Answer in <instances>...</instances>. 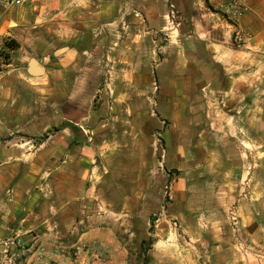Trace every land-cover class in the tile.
Masks as SVG:
<instances>
[{
    "label": "crops",
    "instance_id": "crops-1",
    "mask_svg": "<svg viewBox=\"0 0 264 264\" xmlns=\"http://www.w3.org/2000/svg\"><path fill=\"white\" fill-rule=\"evenodd\" d=\"M14 1L0 0V51L9 41L19 46L0 73V241L19 236L30 246L36 236L52 253L62 249L66 255L87 245L108 254L103 264H136L137 249L131 246L138 244V234L132 210L99 212L100 191L107 182L115 189L130 167L121 159L122 151L114 148L121 130L115 129L118 119L95 117L91 100L99 94L101 73L111 63L119 67L113 73H129L131 80L136 73H155L153 62L142 60L138 71L136 50L144 40L138 32L165 29V5L161 0L157 6L154 0ZM197 1H203L204 11L228 14L233 31H245L250 45L263 52L254 72L245 55L246 63L235 66L237 55L230 50L224 57L232 59L224 68L202 65L195 58L173 73H209L213 81L204 90L218 95L224 108L216 104L224 113L213 127L228 149L236 141L243 146L244 160L236 171L245 175L241 190L248 189L241 201L242 240L216 247L211 264H264V0ZM233 5L238 11L230 9ZM139 12L143 22L137 19ZM215 46L225 53V47ZM32 61L40 75L33 74ZM221 74L227 78L224 85L218 80ZM234 129L240 135H234ZM125 133L136 134V129ZM220 151L218 156L228 157ZM136 202L126 198L123 205ZM123 217L130 219L123 223ZM56 263L84 264L68 257H58Z\"/></svg>",
    "mask_w": 264,
    "mask_h": 264
},
{
    "label": "rangeland",
    "instance_id": "rangeland-1",
    "mask_svg": "<svg viewBox=\"0 0 264 264\" xmlns=\"http://www.w3.org/2000/svg\"><path fill=\"white\" fill-rule=\"evenodd\" d=\"M161 1L166 10L165 29L138 32L144 40L138 43L135 57L138 71L142 60L153 62L155 73H136L131 80L129 73H113L119 67L111 63L101 73L99 94L91 100L97 111L95 117L118 119L115 129L121 130L116 133L114 148L122 151L121 159L130 167V172L123 173L120 182L114 184L115 189H109L112 183L107 182L106 189L100 191L99 212L110 214L122 209L129 214L132 210L138 234V244L131 246L132 251L137 249L136 264H193L199 260L211 264L216 247L236 245L242 240L241 201L246 199L248 189L241 190L245 175L236 171L243 159V146L236 141L228 149L213 127L216 119H223L224 110L222 99L204 90L213 81L209 73L203 77L173 72L195 58L202 65L224 68L232 59L224 57L230 50L237 55L233 58L235 66L246 63L245 58L242 60L245 55L249 57V71L254 72L263 52L249 42L238 45L232 22L226 15L204 11L200 6L203 1L192 0L185 5L184 1L174 0V10L171 0ZM157 2L154 0V6ZM143 17L137 14L139 22L144 21ZM215 44L225 47V53ZM213 56L218 57L214 60ZM7 57L11 58V50L5 47L0 51V73L9 63ZM218 80L223 85L227 82L224 74ZM126 129H136V134L125 133ZM237 133L234 129L233 134ZM220 149L228 157H223ZM126 198L137 202L132 207L124 206ZM233 209L239 219L236 227L230 221ZM129 219L123 217L122 221ZM122 228L125 230L126 225Z\"/></svg>",
    "mask_w": 264,
    "mask_h": 264
},
{
    "label": "built area",
    "instance_id": "built-area-1",
    "mask_svg": "<svg viewBox=\"0 0 264 264\" xmlns=\"http://www.w3.org/2000/svg\"><path fill=\"white\" fill-rule=\"evenodd\" d=\"M24 0H16L13 4L21 5ZM172 9L174 10L171 0ZM235 8V9H234ZM230 9L237 10L238 7L233 5ZM224 11L225 9L222 8ZM225 13V12H224ZM226 14V13H225ZM239 12H235L233 16L237 17ZM228 17V14H226ZM234 40L238 45H244L249 41V35L242 30H236ZM230 221L234 227L239 224L237 212L233 209L230 213ZM60 249L58 252H51L45 245L40 243L38 237L34 236L30 246H28L22 237L12 236L0 241V264H58V257L72 258L76 262L87 264H103L107 259V253H103L91 249L87 245H79L67 251Z\"/></svg>",
    "mask_w": 264,
    "mask_h": 264
},
{
    "label": "trees",
    "instance_id": "trees-1",
    "mask_svg": "<svg viewBox=\"0 0 264 264\" xmlns=\"http://www.w3.org/2000/svg\"><path fill=\"white\" fill-rule=\"evenodd\" d=\"M6 48L8 49V50H11V51H15V50H17L18 48H19V46H18V44L16 43V42H7L6 43ZM10 58L9 57H7V60H9ZM6 65L7 64H9L8 63V61L5 63ZM0 72H1V70H0Z\"/></svg>",
    "mask_w": 264,
    "mask_h": 264
},
{
    "label": "water",
    "instance_id": "water-1",
    "mask_svg": "<svg viewBox=\"0 0 264 264\" xmlns=\"http://www.w3.org/2000/svg\"><path fill=\"white\" fill-rule=\"evenodd\" d=\"M30 68L31 70L33 71V74L34 75H40V71L37 69V66H36V63L35 61H32L31 64H30Z\"/></svg>",
    "mask_w": 264,
    "mask_h": 264
}]
</instances>
